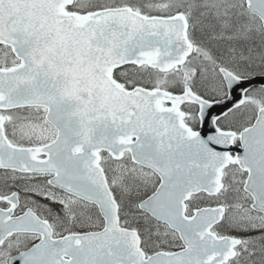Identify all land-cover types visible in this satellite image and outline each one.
Segmentation results:
<instances>
[{
    "label": "snow or ice",
    "instance_id": "6c2138e0",
    "mask_svg": "<svg viewBox=\"0 0 264 264\" xmlns=\"http://www.w3.org/2000/svg\"><path fill=\"white\" fill-rule=\"evenodd\" d=\"M0 264H264V0H0Z\"/></svg>",
    "mask_w": 264,
    "mask_h": 264
}]
</instances>
